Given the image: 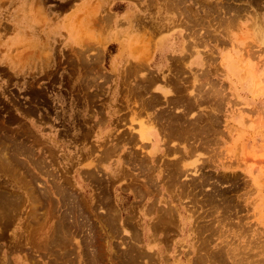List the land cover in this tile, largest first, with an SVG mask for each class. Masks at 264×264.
Wrapping results in <instances>:
<instances>
[{
	"label": "rangeland",
	"instance_id": "1",
	"mask_svg": "<svg viewBox=\"0 0 264 264\" xmlns=\"http://www.w3.org/2000/svg\"><path fill=\"white\" fill-rule=\"evenodd\" d=\"M163 4L171 15L166 28H183L197 54L211 45L208 75L224 80L215 87L195 80L190 95L200 90L209 111L172 119L199 145L190 161L157 167L139 147L133 152L112 140L109 127L98 136L105 118L101 112L99 123L93 119L108 91L97 80L108 67L93 45L68 56L32 51L42 65L52 61L47 71L18 72V55L17 71L0 60V241L27 252L26 263L264 264V0ZM241 20L248 24L233 39L229 30ZM69 37L76 42L79 35ZM21 40L16 31L12 43ZM141 72L129 66L123 77ZM144 76L122 104H146ZM68 105L84 113L66 120ZM126 149L132 152L114 176L113 159ZM137 198L154 200L145 206Z\"/></svg>",
	"mask_w": 264,
	"mask_h": 264
},
{
	"label": "crops",
	"instance_id": "2",
	"mask_svg": "<svg viewBox=\"0 0 264 264\" xmlns=\"http://www.w3.org/2000/svg\"><path fill=\"white\" fill-rule=\"evenodd\" d=\"M164 1L0 0V50L3 51L0 60L4 65L11 64L16 70L18 64L15 59L18 55L20 61L24 62L22 64L24 66L22 69L19 68L18 72L33 73L41 66H45L47 71L46 66L49 64L51 66L49 69H52V61L47 64L50 59L46 58L44 60L46 64L42 65L31 57L32 51L44 50L48 53L55 51L54 55L61 52L68 56L72 50L93 45L104 56L108 67L106 74L102 76L104 79L97 80L104 83L103 87L108 91L104 95L107 101L99 103L96 106L99 108L95 109L98 115L93 119L94 122L99 123L101 112L105 118L103 123H99L98 136L104 138L106 133L101 130L105 128L104 126L109 127L107 133L111 134L112 140H121L120 145L134 147L133 152L139 147V150L144 151V155L141 152L139 155L146 157L150 163H156L157 167L165 161L173 163L185 158H189L187 161H190L197 154L199 145L197 141L180 131V122L172 119L175 117L189 119L192 114L201 115L209 111V105L198 98L200 90L199 93L190 95L195 80L200 83L199 85L210 83L213 86H219L224 80L208 75V70L212 66L211 45L203 48L204 53L197 54L184 36L183 28H166L171 25L167 20L171 15L164 7ZM6 22L9 26L4 25ZM246 24L248 22L241 20L233 25V29L229 30L230 37L235 39ZM161 30L164 31L159 33ZM16 31L21 32L22 40L12 43ZM70 32L79 35L76 42L69 37ZM224 42L229 49L227 52H231L233 47L231 48L227 41ZM224 52L226 51L220 53V62L221 54ZM129 66L140 68L143 70L142 74L124 79L123 71ZM148 71L152 73L148 74ZM144 75H147L146 98L147 103L150 100L149 105L141 103L135 107L133 104H122V99L124 101V97L133 92V80L137 78L138 81H142ZM129 82L131 86L128 85ZM155 99L157 105L152 103ZM62 113L67 120L84 111L68 105ZM138 129L144 131L143 142L136 134ZM117 143L115 142L116 145ZM125 152L129 154L132 151L122 150L118 157L113 159L116 165L112 164L110 171L114 176H118L122 170V164L118 162L124 160L122 155H127ZM202 156L204 159L205 154ZM119 187L121 188V185ZM153 200L142 203L139 198L136 199L139 204L145 206ZM142 217L147 225V217L143 215ZM27 256V252L14 245H4L0 241V264H28L25 262Z\"/></svg>",
	"mask_w": 264,
	"mask_h": 264
},
{
	"label": "bare ground",
	"instance_id": "3",
	"mask_svg": "<svg viewBox=\"0 0 264 264\" xmlns=\"http://www.w3.org/2000/svg\"><path fill=\"white\" fill-rule=\"evenodd\" d=\"M175 1V0H174ZM218 8V7H217ZM191 16V15H190ZM193 16V15H192ZM217 22V21H216ZM215 22V23H216ZM181 23V22H180ZM204 23V22H203ZM206 23V22H205ZM170 24V23H169ZM165 28V27H164ZM150 35V34H149ZM215 35V34H214ZM139 36H140V34H139ZM141 37V36H140ZM208 37H209V34H208ZM211 38V37H210ZM213 39V38H212ZM218 39V38H217ZM136 41V40H135ZM210 41H212V40H210ZM143 42V41H142ZM141 42V43H142ZM206 42V41H205ZM137 43H139V42H137ZM218 43V42H217ZM183 45V44H182ZM209 47V46H208ZM130 50V49H129ZM139 50V49H138ZM185 56V55H184ZM135 57V56H134ZM137 57V56H136ZM139 57V56H138ZM184 58V57H183ZM181 60V59H180ZM185 60V59H184ZM114 64V63H113ZM113 67H114V65H113ZM154 78V77H153ZM169 78V77H168ZM178 78V77H177ZM171 81V80H170ZM148 82V81H147ZM175 83V82H174ZM142 84V83H141ZM146 85V84H145ZM144 85V86H145ZM181 85V84H180ZM213 85V84H212ZM144 86H142L143 88H144ZM177 86V85H176ZM182 86V85H181ZM189 86V85H188ZM173 87V86H172ZM178 87H179V84H178ZM215 87V86H214ZM183 88V87H182ZM186 88V87H185ZM212 90V89H211ZM172 91V90H171ZM179 91V90H178ZM185 91V90H184ZM212 91H214V90H212ZM210 95V94H209ZM187 96V95H186ZM203 97V96H202ZM193 99V98H192ZM212 99V98H211ZM211 99H209L210 101H212ZM145 100V99H144ZM196 100V99H195ZM198 100V99H197ZM154 101V100H153ZM203 101V100H202ZM149 102H150V100H149ZM148 102V103H149ZM147 103V102H146ZM147 103V104H148ZM149 105V104H148ZM148 105H147V107H148ZM152 108H153V106H152ZM163 112V111H162ZM165 112V111H164ZM173 112V111H172ZM185 113V112H184ZM159 116V115H158ZM175 116V115H174ZM160 117V116H159ZM183 117V116H182ZM164 118V117H163ZM162 118V119H163ZM170 118V117H169ZM158 120H159V118H158ZM165 120V119H164ZM159 122H162V121H159ZM170 123V122H169ZM168 123V124H169ZM171 123H172V121H171ZM196 123V122H195ZM194 123V124H195ZM163 124V123H162ZM174 124V123H173ZM176 124H178V123H176ZM181 125H182V123H180ZM198 124V123H197ZM164 125V124H163ZM166 127H167V125H165ZM180 126V125H179ZM190 126H191V124H190ZM203 126V125H202ZM208 126V125H207ZM165 127V128H166ZM183 127V126H182ZM189 127V126H188ZM210 127V126H209ZM169 128V127H168ZM185 128H187V127H185ZM190 128V127H189ZM153 129V128H152ZM177 129V128H176ZM183 129V128H182ZM166 130V129H165ZM173 130V129H172ZM171 130V131H172ZM140 131V130H139ZM170 131V130H169ZM187 131V130H186ZM206 131H207V129H206ZM136 132H138V131H136ZM141 132H143V130L141 131ZM139 133L140 135H141V138L143 137V135H142V133ZM154 132V131H153ZM189 132V131H188ZM173 133V132H172ZM175 133V132H174ZM195 133V132H194ZM188 134V133H187ZM189 135V134H188ZM191 135V134H190ZM198 135V134H197ZM202 135V134H201ZM140 137V136H139ZM196 137V136H195ZM205 137V136H204ZM144 139V138H143ZM174 139V138H173ZM185 139V138H184ZM122 140H123V138H122ZM121 141V140H120ZM134 141V140H133ZM142 141V140H141ZM176 141V140H175ZM143 142V141H142ZM129 143V142H128ZM127 143V144H128ZM164 144V143H163ZM3 146V145H2ZM190 146V145H189ZM203 146V145H202ZM6 148V147H5ZM25 150V149H24ZM189 150H190V148H189ZM19 151V150H18ZM27 152V151H26ZM174 155V154H173ZM136 156V155H135ZM182 156V155H181ZM183 157V156H182ZM140 160V159H139ZM34 161V160H33ZM136 162V161H135ZM173 166V165H172ZM147 170V169H146ZM174 170V169H173ZM152 171V170H151ZM170 171V170H169ZM173 172V171H172ZM144 173V172H143ZM147 173V172H146ZM145 174V173H144ZM171 174V173H170ZM150 175V174H149ZM175 175V174H174ZM148 179V178H147ZM178 180V179H177ZM150 181V180H149ZM152 182V181H151ZM150 182V183H151ZM150 185H152V184H150ZM148 186V185H147ZM152 187V186H151ZM144 192V191H143ZM63 194V193H62ZM151 194V193H150ZM136 197V196H135ZM15 202V201H14ZM78 204V203H77ZM12 208V207H11ZM210 209V208H209ZM4 210V209H3ZM6 210H7V208H6ZM13 210V209H12ZM167 213V212H166ZM168 214V213H167ZM77 216V215H76ZM168 217V216H167ZM81 218V217H80ZM59 219V218H58ZM62 219V218H61ZM157 220V219H156ZM107 222V221H106ZM114 222V221H113ZM62 223V222H61ZM73 223V222H72ZM164 223V222H163ZM77 224V223H76ZM85 224V223H84ZM103 224V223H102ZM154 225V224H153ZM113 226V225H112ZM111 226V227H112ZM110 228V227H109ZM56 231V230H55ZM163 231V230H162ZM115 233V232H114ZM216 236V235H215ZM109 237V236H108ZM53 241V240H52ZM91 241V240H90ZM65 249V248H64ZM135 249V248H134ZM98 250V249H97ZM103 250V249H102ZM134 251V250H133ZM101 252V251H100ZM103 252V251H102ZM129 252V251H128ZM139 252V251H138ZM93 253V252H92ZM140 253V252H139ZM95 254V253H94ZM100 254V253H99ZM208 254V253H207ZM214 254V253H213ZM132 255V254H131ZM218 255V254H217ZM97 256H99V255H97ZM224 256V255H223ZM141 257V256H140ZM217 257V256H216ZM215 257V258H216ZM231 257V256H230ZM220 258V257H219ZM218 258V259H219ZM72 259V258H71ZM91 259V258H90ZM93 259V258H92ZM206 259V258H205ZM97 260V259H96ZM212 260H214V259H212ZM225 260V259H224ZM263 260V259H262ZM203 261H205V260H203ZM203 261H201V263L203 262ZM238 261V260H237ZM241 261V260H240ZM93 262V261H92ZM125 262V261H124ZM127 262V261H126ZM143 262V261H142ZM200 262V261H199ZM216 262V261H215ZM259 262H261V261H259ZM89 263V262H88ZM217 263V262H216ZM237 263H239V262H237ZM242 263V262H241ZM253 263V262H252ZM261 263H264V262H261ZM87 264V263H86ZM204 264V263H203ZM211 264V263H210ZM213 264V263H212ZM260 264V263H259Z\"/></svg>",
	"mask_w": 264,
	"mask_h": 264
}]
</instances>
